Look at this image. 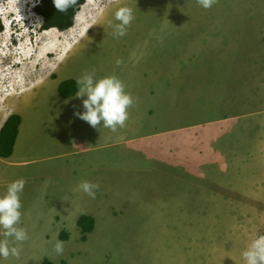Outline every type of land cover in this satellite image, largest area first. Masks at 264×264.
I'll return each mask as SVG.
<instances>
[{"label": "rangeland", "instance_id": "rangeland-1", "mask_svg": "<svg viewBox=\"0 0 264 264\" xmlns=\"http://www.w3.org/2000/svg\"><path fill=\"white\" fill-rule=\"evenodd\" d=\"M36 3L0 0V124L25 101L33 102L24 112L23 135L38 114L60 115L53 108L57 72L80 78L95 69L97 80L116 76L141 101L130 113L145 114V136H134L145 145V168L137 172L145 186L119 188L145 196L150 213L125 217L118 186L99 188L95 199L77 188L83 177L78 166L93 162L92 154L41 158L42 149L22 145L18 155L27 160L29 181L18 227L36 236L35 261L246 264L243 252L264 236V0H218L207 10L197 0H85L62 31L41 28ZM120 7L131 8L135 19L117 38ZM117 59L125 65L117 67ZM190 122L196 127L187 129ZM134 138L125 145L143 151ZM31 139L21 144L55 142L44 128ZM164 141L170 145H159ZM102 172L115 179L112 169ZM77 196L93 202L80 212L94 215L85 239L73 218L57 216L73 211ZM113 197L118 202L105 204ZM161 208L164 215L156 214ZM62 231L70 237L58 238ZM58 240L62 255L54 250Z\"/></svg>", "mask_w": 264, "mask_h": 264}, {"label": "crops", "instance_id": "crops-1", "mask_svg": "<svg viewBox=\"0 0 264 264\" xmlns=\"http://www.w3.org/2000/svg\"><path fill=\"white\" fill-rule=\"evenodd\" d=\"M182 49L184 48L182 47ZM123 65L125 64L122 63L120 67H122ZM127 69L133 70L132 66ZM65 71H66L65 69L60 70L61 73H64ZM56 78L58 84L60 81L64 79L75 78L77 80L78 77L75 74H71V73L58 77V72H57ZM127 82L129 83V86L131 85L132 88L133 77L131 78L129 77ZM56 92H57V85H56ZM83 98L77 97L76 94L68 98L62 97L58 94L57 102L53 108L59 110L61 114L60 115L50 114L51 110L48 111L46 114H38L36 121L33 124L32 131H29L28 134L26 135H23L22 133V129L25 127V123H26L24 112L28 108V106L32 104L33 101H29V102L25 101L24 104L21 103L20 105L16 106V109H14V113L20 115L21 121L18 125L17 136L15 138L11 155L8 157L0 156V197L6 194L8 185L16 180L24 179L26 181L25 187L28 184L29 175L25 173V171H28V168H24V166L27 163V160H24L18 155L22 145H24L25 149H29V148L42 149V152H44L45 154L41 158L44 157L62 158L64 156H71L80 153L92 154L94 158L93 162L86 163L84 167L82 165L78 166L79 174L82 173L83 176L80 182L88 181L94 184H98L99 188H102L103 186L108 187V185L110 187L118 186L117 198L119 199V202H121L120 210H124L128 212L125 215V217L145 218V215H148V213H150V210H147L145 212V196H140V195L132 196L131 193L134 192L133 189L120 190L119 188L122 187L123 189V187L145 186V182L139 180L140 176L137 173L140 169L145 168V145H139L134 138L135 133H139V132H142V134H137V136H145V132H144L145 114L144 113L134 114L133 112L130 113V109H129L128 110L129 118L126 121V126L123 128H118L117 131L115 132L103 126H101L100 128H93L87 122L81 120L76 115V113L78 112L82 113L85 111V109L83 108ZM136 102L137 104H139V102L141 101L134 100V103ZM4 120L0 124V127L2 126ZM138 121L141 122V124L135 128L134 123ZM196 125H197L196 123H192L190 125H186L185 127L187 129H191L192 127H196ZM42 128H44V130L52 136V138L55 140L54 144H51L50 146L44 144H40V146L21 144L22 140L32 142L31 134L32 133L38 134ZM133 138H134V145L142 148L143 151L134 152L133 149L125 145L130 139ZM187 138H189L188 142H191L193 140V135L189 134ZM144 142L145 141H143V144ZM159 145L168 146L170 144L168 141H164ZM37 157L38 156H35L30 160H34ZM107 157L109 158L115 157V158L110 162L108 161ZM106 165L109 166L105 168ZM108 169L113 170L112 173L115 179H111V178L109 179L108 175L102 172L103 170H108ZM20 198L22 202V194ZM117 198L115 199V197H113L111 198L112 200L109 199L110 201H106L105 204H109L112 201L118 202ZM74 202L76 204V208L73 211L67 209L65 212L62 211L57 216L59 217L58 219L73 218L71 225L76 230L79 229L77 225L78 215L80 214L81 211L90 208L93 202L90 200L88 196H84L83 200H79V201L77 196ZM124 203H129V205L124 206ZM165 211H166L165 209L161 208L158 211H156V214L162 213V215H164ZM91 216L94 217V215ZM144 226L145 223H143L140 227H144ZM63 232L66 233V231H62L61 233L58 232L57 234L58 238H61ZM70 233L71 232L66 233L67 236L61 239L65 240L69 238ZM74 234H76V231L74 232ZM7 239L9 240L10 247L18 246L13 238H7ZM22 247L23 250L21 251L20 257L18 259L15 258L13 264H16L17 260L21 261V264H36L37 260L35 261L36 258L34 257L36 256V253L38 251L36 245V236L35 238L33 237L32 239L29 237V239L22 244ZM31 254L32 256L29 258L34 257V259L26 260V257ZM50 258L48 257V259ZM0 259L2 260L3 257H0ZM50 260L54 262L52 258ZM54 263L57 264L56 262Z\"/></svg>", "mask_w": 264, "mask_h": 264}, {"label": "clouds", "instance_id": "clouds-1", "mask_svg": "<svg viewBox=\"0 0 264 264\" xmlns=\"http://www.w3.org/2000/svg\"><path fill=\"white\" fill-rule=\"evenodd\" d=\"M38 2V0H37ZM78 0H53L58 12L66 13L69 8L76 6ZM198 5L204 9L212 8L218 0H197ZM115 19L119 23L114 26V37H123L127 28L135 19L133 10L129 7H120L115 13ZM122 60L117 59L116 65L120 66ZM96 70L86 72L76 80L78 91L76 96L83 99L84 112L76 113L83 121L93 128L101 126L115 132L118 128L126 126L129 118V108L134 104L132 96L125 91V85L116 76H106L95 79ZM26 181L16 180L7 187L6 194L0 197V228H2L4 240L0 241V257L8 259L10 256L19 258L22 244L29 239L26 229L18 227L21 222V194L23 193ZM78 188L95 199L98 184L82 181ZM13 238L18 246H9V240ZM57 254L62 255L64 246L62 241H57L54 246ZM246 264H264V236L253 240L250 246L243 252Z\"/></svg>", "mask_w": 264, "mask_h": 264}, {"label": "trees", "instance_id": "trees-1", "mask_svg": "<svg viewBox=\"0 0 264 264\" xmlns=\"http://www.w3.org/2000/svg\"><path fill=\"white\" fill-rule=\"evenodd\" d=\"M85 0H78L76 6L68 9L66 13L58 12L53 4V0H38L34 5V11L42 18L41 28L46 30L55 28L57 30L69 29L74 23V17L80 6ZM2 25L0 24V30ZM54 77V75H52ZM78 91L75 78H68L60 81L57 84V93L65 98L71 97ZM21 121V117L17 113H11L4 120L0 127V156L8 157L11 155L15 138L17 136L18 125ZM94 219L90 215L80 214L77 218V225L82 232V239L86 238L84 235L93 229ZM67 235L62 233L61 238H65ZM37 264H55L52 260L44 257Z\"/></svg>", "mask_w": 264, "mask_h": 264}]
</instances>
